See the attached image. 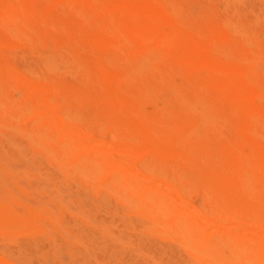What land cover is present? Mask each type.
Returning <instances> with one entry per match:
<instances>
[{"label":"rangeland","instance_id":"374dc122","mask_svg":"<svg viewBox=\"0 0 264 264\" xmlns=\"http://www.w3.org/2000/svg\"><path fill=\"white\" fill-rule=\"evenodd\" d=\"M21 1L0 0V102L7 104L5 113L2 114L0 111V142L2 143H0V190L1 188L2 190L4 189L0 191V195L3 198L11 196L14 199L12 207L16 211H14V220H0L1 261L4 259L5 263L7 261L9 264H203L199 258V253L191 251L192 248L189 247L187 241L174 234L171 225H164L156 220L151 210L144 204L147 194L144 192L140 193L141 191L138 193V189L135 188L138 193L137 197L140 199L137 200L138 198L133 195V191L136 190L134 188L130 189L133 187L130 185L132 180L129 184L131 187H128L129 190L124 188V186H128V181L131 179L129 177L130 174L134 176L133 178H136L134 180L142 182L139 172L143 174V177L144 175H146V178L148 176L147 179L150 181L146 182L150 185H153L156 181L167 182V184L172 185L173 183L171 182L173 180V190L175 189L174 192L178 197H182L185 202L190 203L189 206L191 204V206L195 205L192 208L195 207L194 209L196 211L199 210L198 212L204 214V216H210L219 212L220 202L217 197L212 196L202 168H207L214 160L204 158L202 159L203 164L199 162L201 159H192L190 162H182L181 159H158L157 156L160 155L158 153L164 151V147H161L163 145H160L157 150L154 148H157L154 140L150 137L144 140L136 137L137 134L140 135V133L146 132V129L152 128L151 124L142 126H136L135 124L138 118L134 117L135 114H133L132 108L137 97L136 90H121L116 77L120 69H125L127 65L139 59L147 42L156 39L158 35H163L169 40V43L164 48L150 51L151 64L156 54H162L164 58L158 60L156 64L161 69L170 71L172 78L177 83H181L183 80L181 75L175 74L177 70H180V67L199 71L207 79L211 89L224 90L230 97L236 98L235 100L240 103L242 102L246 109L250 108L257 101L258 95L264 93V0ZM139 7H142V10ZM258 7L261 8L258 9ZM155 12L158 13L156 14ZM164 19L166 20L163 21ZM8 20L14 24V33L16 30L21 31L22 28L27 27L25 31L30 36V41L14 39L13 43L11 30L5 28ZM256 22L257 24H255ZM233 24L236 28L233 27ZM214 27L226 31L224 39L222 36H213ZM125 29L126 31H124ZM148 29L149 31L151 30L150 33ZM65 37L68 38L69 42L66 45L64 43L66 42L64 40ZM112 39L118 40L119 47L115 50L114 57L109 59L107 43ZM246 40H257L260 48L255 49V52L254 49H248L244 43ZM123 41H126V44H122ZM243 50H248L249 56L253 57L249 62L238 60ZM187 55L188 58L186 57ZM196 56L197 60H195ZM199 56L201 59H198ZM58 57L59 59H57ZM186 58L187 61H185ZM49 62L55 67L54 71L46 69V65ZM250 64L254 65L251 66L255 71L256 77L247 73L251 68ZM217 66L219 67L217 68ZM5 67L10 68L9 79L2 72ZM84 71L89 73L86 79L82 78ZM20 73L35 79H50L64 88L83 89L77 93L76 102L68 97L58 99L57 108H59L60 112H65L64 116H62L63 124L65 123L69 126L71 119H73V113H77L81 120L78 123L79 130H83L87 136L91 137L93 135L108 141L111 139V135L117 132L116 136L130 139L131 143H126L125 148H127L128 144V147L131 145L136 148L139 147L137 150L140 151L144 150H142V145L145 146L143 147L145 150L148 147L150 149L148 148V150H144L141 153L135 152L133 156L127 159L121 157L120 150V152L116 151V149L114 151L111 150L109 155L114 159H120V161L123 159L125 164L126 162L127 164L129 163V167H134V171L132 169L129 171H117V173H113V171L105 167L96 169V171L101 170L97 174H95L96 171L92 172V168L79 169L75 166L73 157L67 161L59 160L56 157L57 161L54 160V157L44 154L40 148L30 144L28 139L16 130V128L26 130L34 125L35 116L20 117L18 116L19 108L25 100L33 103L36 100L35 96L37 97L38 94H41V90L31 89L33 86L29 84L23 88L20 84ZM102 74L106 75L102 76ZM241 80L242 83L244 82L243 84H241ZM214 82L216 83L214 84ZM217 82L219 83L217 84ZM211 84L213 85L211 86ZM219 84H222L223 88ZM242 87L246 88V90ZM248 90L251 91H249L252 95L251 97H249ZM236 94L238 95L237 97H235ZM167 95L163 93L161 99L167 98ZM44 96L49 100L55 99L48 92H45ZM161 103L158 102V104ZM211 103H214V101H211ZM65 105L69 108L66 109ZM53 109L56 110V107H53ZM96 118L103 120V124H100ZM260 120L262 122L258 124L256 130L259 132L264 131V103L261 108ZM246 121L247 117L243 115L238 121V126L240 125V127L237 126L236 129L234 127L224 128L222 132L224 131L223 134L226 138L228 136V141L231 144H234V141L236 142L240 155L246 160V169L251 175L255 159L253 156L258 155L256 154L258 152H264V139L260 141V145L258 144L257 147L253 146L251 136L246 132ZM12 122H14V130L10 129ZM121 123H124L123 126ZM243 125L244 127L241 129ZM99 132L100 134H98ZM129 134L131 135L130 137ZM4 137L13 140L14 146L10 145ZM1 145H3V148ZM135 147L131 146L130 148L136 149ZM224 147L226 151L228 147ZM127 151L133 153L130 149H127ZM251 152H255L254 155ZM4 157H7L6 160ZM26 160H31V162H26ZM20 161L22 162L20 163ZM17 163L19 165L22 164L23 167H21L22 165L15 167V165H18ZM26 163H29V165ZM31 163L36 169L30 168L33 167ZM9 164L15 167V171L14 167L11 168L12 166ZM183 165L188 169L187 171ZM20 167L22 169H19ZM142 168L144 170L153 168V170L151 172L148 169L147 173V170L144 171ZM37 169L38 171H36ZM171 171L173 172L171 173ZM40 172L43 175H40ZM156 172L162 173V176L166 175L165 181L163 180L164 176L160 177L161 175L158 174L159 177H157ZM92 174L93 178L90 176ZM43 176L47 180L41 184V181H44ZM149 177L153 178L154 181H151ZM29 178L33 181L31 180L32 182H30ZM34 180L41 185L38 186V183H34ZM111 180L117 184L112 183ZM145 180L143 178V182ZM45 184H50L51 188L49 189ZM24 185L28 186L27 188H32L31 190L36 194V197L40 199L44 197V199L38 200V198H34L35 195L29 190L30 188L26 189ZM181 186L189 189H186L184 193L182 192L183 195L180 191H184V189L178 190L179 187L182 188ZM46 188L49 189L48 192L50 193L45 191ZM63 188L65 192H63ZM207 188H209L210 192ZM260 188L261 186L257 182L255 190ZM13 189L14 191L18 190L14 192ZM51 192L52 196L49 195ZM18 194L26 197L25 200L29 198L30 201V198H32L34 202L37 200L43 204L38 203L37 205V202L34 204L31 202L33 200L27 202L28 200H23L22 198L24 197L22 196L21 198V195ZM206 195L209 196V199ZM3 198L0 200L4 201ZM50 198L54 201L53 203H51L52 200ZM61 200L63 201L61 202ZM208 202H211V204ZM30 203H33L35 207ZM69 203L72 206L71 209L68 206ZM44 204L50 205L47 208V205L44 206ZM51 204L56 209L55 213L51 209L53 207ZM21 206H25L24 209L27 211H24L23 208L21 210ZM45 213L47 214L44 215ZM18 216L20 217L17 218ZM21 220L22 222H20ZM209 224V227H207L209 231L210 228L216 229V225L214 227V224L213 226ZM232 224L229 223L228 226H232ZM186 246L191 249H187L188 247L186 248Z\"/></svg>","mask_w":264,"mask_h":264},{"label":"bare ground","instance_id":"6f19581e","mask_svg":"<svg viewBox=\"0 0 264 264\" xmlns=\"http://www.w3.org/2000/svg\"><path fill=\"white\" fill-rule=\"evenodd\" d=\"M21 2H23V0ZM206 2H208V1H206ZM146 4H144V5H146ZM138 5H139V3H138ZM222 5H223V2H222ZM147 6H149V5H147ZM177 6H179V5H177ZM152 7H151V10H152ZM261 7H258V9ZM134 8H136V7H134ZM139 8L142 10V7H139ZM177 8H179V7H177ZM222 8H223V6H222ZM105 9H107V8H105ZM153 9H155V8H153ZM149 10H147V11H149ZM147 11H146V15H147ZM151 13H152V11H151ZM252 13H253V11L251 12V15H252ZM221 15H222V13H221ZM165 20L166 19H164L163 21H165ZM251 21H252V19H251ZM161 22H162V20H161ZM231 22H232V20H231ZM255 24H257V22ZM121 25H122V23H121ZM252 25H253V23H252ZM8 27H9V29H8ZM233 27H235V25ZM5 28H7V30H11L10 33H11V38H12L13 43H14V39L15 40L16 39L17 40H25L26 42H29L31 39L30 36H28L26 34L25 28H27V27L22 28L21 31L16 30V32L14 33V24L12 23V21L8 20L6 22ZM138 28L140 29V27H138ZM127 29H130V28H127ZM213 30H214V32H213L214 37L222 36V38L224 39V37L226 36L225 35L226 31H224L221 28L214 27ZM124 31H126V29ZM148 31H149V29H148ZM142 32H143V29H142ZM150 32H151V30L149 31V33ZM255 32H257V31H255ZM144 35H145V33H144ZM148 36H149V34H148ZM67 39H68L67 37H65V39H64L66 41V42H64L65 45L69 43ZM149 39H150V37H149ZM117 41L112 39L109 41V43H107V45L109 47V53H108L109 59H112L114 57L115 50L118 49V47H119V43H117ZM168 43H169V40L166 39L163 35H158L156 37V39H153L152 41L147 42L145 44V49H144V51H142L139 59L136 62H134L130 65H127L125 69L124 68L120 69L119 73L117 74L116 79L118 81V84H119V87L121 88V90H123V91H127L129 89H135L136 90L137 97L135 98V104L132 108L133 114H135L134 117L136 116L138 118V120L135 122V124H136V126H142V125H147V124L152 125V128L145 130L147 133L144 132V133H140V135L137 134L136 137H137V139H140V140H142V139L144 140L145 138L150 137L151 139L154 140V144L157 146V148L156 147H154V148L157 150L159 149L158 147H160V145H163L161 147L162 148L164 147L163 148L164 151H162L163 149L161 150L162 151L161 153L158 151L159 152L158 154H160L159 156H157L158 159L159 158L176 159V160L181 159L182 162H184V161L190 162V160L192 161V159H196V160L201 159V161L199 160V162H202V159H204V158H210V159L214 160L212 164H210V165L207 164V165H209L207 168H202V172H204V176L206 178V181L208 182L207 184L210 186L212 196L217 197V199L220 202V209H219L218 213H214L210 216H204V214L199 213L198 209H197L198 211H196L194 209L195 207L192 208L195 205L191 206L192 205L191 204L189 206L190 203L185 202L184 201L185 199H183L181 197L183 199L182 200L180 197H178L176 195V193L174 192L175 189L173 190V186H172L174 184L173 180H172V182L169 181V182L173 183L172 185L167 184V182L161 183L159 181L158 182L156 181V183H154L153 185H150L146 182L149 180V179H147L148 176H147V178L145 177L146 175H144V177H143L142 176L143 174H141L139 172V177H140V180L142 179V182L134 180L136 178H133L134 177L133 175L128 174L129 177H131V179L128 181V184H127L128 186L126 187L122 183H121V185H123L124 188H127V190H129L128 187H131L130 185H132L133 187H131L130 189L136 188V189H138V193H139V191H141L140 193L144 192L145 194H147L146 195L147 197L145 196V198H146L145 201L143 200L144 204L148 206V208L151 210V212H152L153 216L156 218V220H158L159 222H161L164 225H171L173 227L174 234L176 236L186 240L187 244H189V247H191L192 249L189 248L188 246H186V248L188 247L187 249H189V250L191 249V251H193V252L197 251L199 253V256H200L199 258L201 259V262L203 264H264V152H258V153H256V154H258L256 156L254 155L255 152L254 153H252L253 151L251 152L254 155L253 157L255 159H254V167L252 168L251 175H250L248 173V170L246 169V160H245V158H243L240 155V153L238 151V146H237V144H235L236 142L234 141V144H231V142L228 141L229 140L228 136L226 138L225 135L223 134L224 131L222 132V129H224V128L234 127L236 129L238 126V121L240 120V117L244 115L247 117L246 132L251 136L253 146L257 147L258 144L260 145V141L264 139V131L259 132L256 130L258 128V124L260 122H262V120H260V115H261L262 104L264 103V93H262V94L260 93V95H258L257 101L255 103H253L250 106V108L246 109L245 105L242 102H241L242 103L241 104L240 102L236 101L235 100L236 98L233 99L224 90L211 89L210 84L208 83L207 79L202 74H200L199 71L197 72L196 70H191V69H186V68L180 67V70H177L175 72V74L181 75L182 76L181 78H183V80L181 83H177L172 78V73L170 71H167L165 69H161L158 66V64H156V62L158 60L164 58V56H162V54H156L155 57L153 58L152 64L150 63L151 62L150 61V51L152 49L164 48L166 46V44H168ZM244 43L246 44L248 49H254V52H255V49L260 48L259 47L260 44L257 40H252V41L246 40ZM122 44H126V41H123ZM97 45H98V43H97ZM226 45H228V44H226ZM134 47H133V49H134ZM135 50H137V49H135ZM247 51L248 50H243V53H241L239 55L238 60H243V61L249 62V60H251L253 57H250L249 53H248L249 51L248 52ZM186 57L188 58V55ZM187 58L185 61H187ZM57 59H59V57ZM198 59H201L200 56ZM195 60H197V56H196ZM57 62H58V60H57ZM206 62H208V61H206ZM203 63H205V62L203 61ZM252 64H250V66ZM201 66H203V65L201 64ZM222 66H225V65H222ZM252 66H254V65H252ZM252 66L247 72L248 75H251V76L255 75V71L252 68ZM99 67H101V66L99 65ZM218 67L219 66H217V68ZM230 67H232V66H230ZM9 69L10 68L5 67L2 70V72L5 74L6 77H8V79L10 77V70ZM46 69L49 71H54L55 67L52 64H50V62H49L46 65ZM236 70H237V68H236ZM236 70H235V72H236ZM99 71H101V70H99ZM14 73H16V71H14ZM17 74L19 75V73H17ZM88 74L89 73L87 71L86 72L84 71L82 78L86 79ZM20 75H21L20 84L22 85L23 88L27 84H29V85L33 86L31 89L36 88V89L41 90V94H38L37 97L35 96V99H36L35 102L31 103L29 100H25L20 105V108H19L20 112H19L18 116L25 117V116H30V115L32 116L33 115L36 118L35 122L33 121L34 125L31 128L26 129V130L16 128V130H18L17 132L21 133L24 137H26L30 144L40 148L44 154L49 155L51 157H54V160H56L55 159V157H56L59 160L62 159L63 161H67L73 157L75 166L78 167L79 169H81V168H88V169L92 168L93 169L92 172H95L96 169H98L100 167H105L106 169L113 171V173L114 172L117 173V171L118 172L119 171H129V170H132L134 168L131 166L129 167L128 166L129 163L127 164V162H126V164H127L126 165L124 163L125 161L123 162V159H122V161H120V159L119 160L114 159L112 156L109 155V152H111V150L114 151L116 149V151L118 150V152L121 151L120 154H121L122 158L127 159V158H130L131 156H133V154H135V152L141 153L145 150V148H143L145 146L142 145L141 143L140 144L142 145V150L144 149L143 151L137 150V148L139 149V147L136 148L135 146L131 145L133 148L134 147L136 148V149H132V148H130L131 146L128 147V144H127V148H125V146H126L125 144L130 142V139H125V138H121V136L120 137L116 136L117 132L114 133V135H111L112 137L110 136L111 139L108 141L103 140L102 138L94 137L93 135L91 137L87 136L83 130H79L78 123H80L81 120H80L79 116L77 115V113H73V119H71L69 126H67L65 123L63 124L62 116H64L65 112H60L59 108H57L58 107L57 106L58 105V102H57L58 99L62 98V97H68V98L74 100V102H76L77 101L76 95H77V93L81 92V90H83L82 88H64V87L60 86L57 82L52 81L50 79L49 80H45V79L41 80V79L32 78L30 76H26V75L21 74V73H20ZM78 75H79V73H78ZM103 75H106V74H102V76ZM46 76H47V74H46ZM255 77H256V75H255ZM105 78H106V76H105ZM257 78H259V77H257ZM240 82H241V84L244 83V82L242 83V80ZM215 83L216 82H214V84ZM218 83L219 82H217V84ZM212 85L213 84H211V86ZM219 85H220V87H222L221 86L222 84H219ZM5 87H6V84H5ZM217 87H219V86H217ZM242 88H244V87H242ZM244 89L246 90V88H244ZM244 89H243V91H245ZM233 91H235V90H233ZM238 91H239V89H238ZM249 91L250 90H248V94L250 95L249 97H251L252 95L249 93ZM45 92L51 93L55 97V99L49 100V99L45 98V96H44ZM163 93L168 94L167 98L161 99V96ZM240 95H241V93H240ZM237 96L238 95L236 94L235 97H237ZM244 96H245V94H244ZM100 97H101V95H100ZM246 97H247V95H246ZM241 99H243V98H241ZM211 101H214V103H211ZM158 102H162V103L158 104ZM246 103H247V101H246ZM248 106H249V104H248ZM53 107H56V110H54ZM65 108L68 109L69 107H67L65 105ZM5 109H7V104H3L0 102V111L2 114L5 113ZM16 119H18V118H16ZM97 121H99L100 124H103V120L101 121L100 119H97ZM123 124L124 123H121L122 126H123ZM10 126H12V127H10ZM10 126H9L10 129L12 128L14 130V122H12V124ZM238 127H240V125ZM243 127H244V125L241 126V129ZM100 128H101V125H100ZM147 130H149V131H147ZM129 131H130V129H129ZM136 133H138V132H136ZM238 133H239V131H238ZM98 134H100V132ZM130 136L131 135L129 134V137ZM237 136H239V135H237ZM243 136L246 137V135H244V134H243ZM4 138L10 145L14 146L13 140H11L10 138H7V137H4ZM238 140H240V139L238 138ZM227 142H229V143H227ZM228 144H231V145H228ZM1 146L3 148V145H1ZM224 146L228 147V149L226 151L224 150L225 149ZM148 148H146V150H148ZM127 149H130L133 153L128 152ZM255 150H257V149H255ZM152 151H153V149H152ZM26 152H28V151H26ZM140 153H138V154H140ZM4 158L6 160L7 157H4ZM21 162L22 161H20V163ZM26 162L30 163L31 160L30 161L26 160ZM150 162H151V160H150ZM23 163H25V162H23ZM29 163H26V164L29 165ZM63 163L66 164L65 162H63ZM202 163L204 164V162H202ZM12 164L14 165V163H12ZM17 164L18 165H15V167L16 166L19 167L22 165V164L19 165V163H17ZM141 164H139L140 167H142ZM60 165H61V162H60ZM10 166H12V165H10ZM32 166H33V164H32ZM183 166L185 167V165H183ZM13 167L14 166H12L11 168H13ZM15 167H14V171H15ZM21 167H23V165ZM21 167L19 169H22ZM165 167H167V166H165ZM187 167H188V164H187ZM30 168H35V166L30 167ZM148 169H146L147 173H148ZM185 169H186V167H185ZM56 170H57V166H56ZM58 170H59V168H58ZM146 170H144V171H146ZM152 170H153V168L151 170L149 169V171H151V172H152ZM175 170H177V169H175ZM187 170L188 169H186V171ZM36 171H38V169ZM100 171L101 170L96 171L95 174H97L98 172L100 173ZM133 171H134V169H133ZM151 172H149V173H151ZM157 172H159V171L157 170ZM172 172L173 171H171V173ZM51 173H49V174H51ZM162 173H160V174L157 173V177H159L158 174L161 175ZM95 174H94V176H95ZM140 174H141V176H140ZM25 175H27V174H25ZM40 175H43V174H41V172H40ZM85 175H86V173H85ZM154 175L156 176V174H154ZM90 176H92V178H93V174ZM153 176H151V177H153ZM163 176L161 175L160 177H163ZM165 176H164L163 180L165 179ZM50 177H51V175H50ZM142 177L146 179L144 181L146 183L143 182ZM212 177H214V178H212ZM11 178H12V176H11ZM43 178H44V176H43ZM114 178H115V175H114ZM150 179H151V181L153 180V178H150ZM3 180H4V178H3ZM17 180H18V177H17ZM21 180H23V179H21ZM29 180H30V182L33 181L31 178H29ZM46 180L44 178V181H41V184H43ZM112 180H114V179L112 178ZM112 180H111V182H112ZM117 180H118V178H117ZM131 180H132V184H130ZM157 180H160V179H157ZM195 180H197V179H195ZM201 180H203V179H201ZM201 180H200V182H201ZM61 181H63V180L61 179ZM35 182H36V180H34V183ZM257 182L260 184L261 188L258 190H255V186H256ZM24 183H26V182L24 181ZM37 183L38 182H36V184ZM112 183L117 184L116 182H112ZM187 183H188V180H187ZM204 183H206V182H204ZM41 184L38 183V186ZM10 185H11V183H10ZM10 185H8V187H10ZM26 185H27V183H26ZM45 185H47V184H45ZM49 185L50 184H48L47 187H49V189H50L51 185L50 186ZM54 186H55V183H54ZM25 187H26V189L30 188V187L27 188L28 186H25ZM42 187H43V185H42ZM11 188H12V186H11ZM192 188H194V187H192ZM14 189H16V188L14 187ZM14 189H13V191H14ZM26 189H25V191H26ZM31 189L32 188H30L29 190H31ZM49 189L46 188L45 191L48 192ZM181 189H184V191H182ZM186 189H188V188L187 187L186 188L185 187L184 188L183 187L178 188V190H181L180 192L182 195L184 192H186L185 191ZM3 190L1 188L0 191H3ZM190 190H192V189L190 188ZM207 190L209 191V188H207ZM16 191H14V192H16ZM7 192H8V190H7ZM31 192L35 195L34 198H38V197H36V194L32 190H31ZM63 192H65L64 188H63ZM133 192H134V194H133ZM133 192L130 191L131 194H133L134 196H136V198H138L137 197L138 196L137 190L133 191ZM48 193H50V192H48ZM204 193H206V192H204ZM1 194H3V193H1ZM18 195H21V194H18ZM49 195L52 196L53 195L52 192ZM188 195H189V193H188ZM0 196H1L0 199L2 200L3 196L2 195H0ZM22 196L23 195H21L20 197L22 198ZM93 196H94V194H93ZM39 197H41V196H39ZM56 197H55V199H56ZM206 197L208 198L209 196L206 195ZM25 198L26 197H24L22 199L25 200ZM39 199L40 198H38V200ZM42 199H44V197H41L40 200H42ZM60 199H62V198H60ZM1 200H0V220H2V219L14 220V216H15L14 213L16 212L12 207V204L14 203L13 202L14 199L11 196H9V197L3 198L4 201H1ZM31 200H33V199L30 198V201ZM68 200L70 202V199H68ZM68 200H66V201H68ZM137 200H140V199L138 198ZM25 201L30 202L29 198L26 199ZM62 201L63 200H61V202ZM130 201H131V199H130ZM31 202H33L34 204L37 202V205H38V203L41 204L37 200L35 202H34V200ZM53 202L54 201L52 200L51 203H53ZM33 203L32 204L30 203V204L33 205ZM45 203H48V202H45ZM70 203L68 204V206L71 209L72 206H70ZM140 203H141V201H140ZM71 204H73V203H71ZM209 204H211V202ZM45 205H47V204H44V206ZM49 205L50 204L47 205V208ZM22 206L20 207L21 210L23 208L24 211H27L24 209L25 206L24 207H22ZM74 207H73V209H74ZM51 209H53L54 213H55L56 209H54V206ZM77 209L78 208L76 206V210ZM37 211H39V210H37ZM72 211H71V213H72ZM46 214L47 213H45L44 215H46ZM42 215H43V211H42ZM72 215L74 216L73 213H72ZM19 217L20 216H18L17 218H19ZM21 219H22V215H21ZM51 220L53 221V219H51ZM20 222H22V220ZM209 223H213L214 227L216 225V229L210 228V231H209L207 228V227H209L208 226ZM229 223L230 224L233 223L232 226H228ZM213 224H211V225L213 226ZM20 225H21V223H20ZM23 227H25V225H23ZM165 227H167V226H165ZM211 229L214 231H212ZM64 234L66 235V233H64ZM66 236H68V235H66ZM70 238H72V237H70ZM111 254H112V252H111ZM139 254H141V253H139ZM142 257H143V255H142ZM3 260L1 261V259H0V264L1 263L3 264V262H4V264H9L7 261L5 263V260L4 261ZM155 264H157V263H155Z\"/></svg>","mask_w":264,"mask_h":264}]
</instances>
